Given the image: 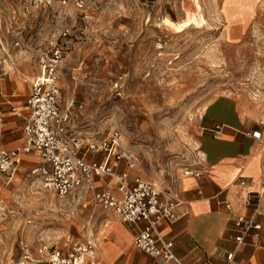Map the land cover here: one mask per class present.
Instances as JSON below:
<instances>
[{"label":"rangeland","instance_id":"374dc122","mask_svg":"<svg viewBox=\"0 0 264 264\" xmlns=\"http://www.w3.org/2000/svg\"><path fill=\"white\" fill-rule=\"evenodd\" d=\"M54 47L73 131H118L135 176L162 197L201 165L212 99L241 96L264 123V0H0V84L25 66L31 82ZM1 176L0 264H45L65 239L92 240L107 215L91 190L59 198L34 177Z\"/></svg>","mask_w":264,"mask_h":264},{"label":"crops","instance_id":"0c3cea01","mask_svg":"<svg viewBox=\"0 0 264 264\" xmlns=\"http://www.w3.org/2000/svg\"><path fill=\"white\" fill-rule=\"evenodd\" d=\"M33 74V69L25 66L21 75L10 74L0 84L3 115L0 140L6 149L23 143L22 116L28 112ZM201 123L205 131L200 139L203 161L195 171L197 175L180 176L170 184L169 190L178 199L174 207L175 219L160 221L158 230L171 241L174 253L185 264H264V227L237 243L235 236L239 229L234 224L239 213L254 215L258 222L264 223V185L260 182L264 167V139L258 141L251 136V132L256 130H261L264 136V123L252 104L241 96L212 99L204 110ZM216 125H220L218 130H214ZM87 160L103 162L105 156L103 153H90ZM40 161L37 151L21 152L13 174L14 181L32 177L29 172ZM116 170L127 172L129 179L136 174L125 161H119ZM1 175L0 184L3 180ZM13 176L7 179L10 181ZM97 178L98 185H92L93 193L116 188L117 183L107 175L94 176L92 184ZM239 179L246 180L244 187L236 183ZM81 190L88 189L84 186ZM246 191L259 193L257 214L252 207L244 208L239 203ZM225 202L230 203V208L225 206ZM104 212L107 215L102 226L96 234L91 230L89 236L95 243L98 260L102 264H156L153 257L133 244L134 236L144 222L126 223L116 215Z\"/></svg>","mask_w":264,"mask_h":264},{"label":"built area","instance_id":"2783aa9c","mask_svg":"<svg viewBox=\"0 0 264 264\" xmlns=\"http://www.w3.org/2000/svg\"><path fill=\"white\" fill-rule=\"evenodd\" d=\"M81 7V3H78ZM62 57L61 49L54 47L42 51L37 58L38 72L30 85L28 112L23 115L21 131L22 145L6 149L0 140V173L10 179L16 171L19 154L37 151L40 163L33 167L29 175L38 178L41 186L66 198L78 193L84 186L92 189L94 176L107 175L116 183L114 190L105 189L93 194L94 201L104 210L116 215L126 223L144 222L136 232L133 244L156 260V264H185L172 248L171 241L166 240L158 230L162 220H174V207L178 204L177 196L166 191L164 196L155 183L116 170L119 161H125L129 169H134L136 158L124 146L118 131L112 130L107 136L95 139L78 135L71 128V118L62 108V96L58 86V64ZM21 115V113H18ZM3 115L0 108V127ZM216 125L214 130H218ZM251 136L260 141L264 139L261 130L251 132ZM264 148V146H262ZM103 153V162L87 160V155ZM186 174L197 175L188 171ZM128 181H131L130 183ZM264 185V167L260 174ZM244 187L246 180L236 182ZM259 193L246 191L239 199L242 207H252L257 214ZM230 208V203L225 202ZM234 224L239 229L235 236L237 243L243 242L251 233L258 232L264 223L255 216L237 214ZM231 258V255H228ZM45 264H102L98 260L94 241H75L67 238L63 247L55 248L49 253ZM202 264H208L206 262Z\"/></svg>","mask_w":264,"mask_h":264},{"label":"bare ground","instance_id":"6f19581e","mask_svg":"<svg viewBox=\"0 0 264 264\" xmlns=\"http://www.w3.org/2000/svg\"><path fill=\"white\" fill-rule=\"evenodd\" d=\"M257 97H258L257 95L253 94V96H252L251 98L255 101ZM256 101H257V100H256ZM86 232H87L86 234H88L89 231L86 230ZM90 234H92V233H90ZM89 236H90V235H89Z\"/></svg>","mask_w":264,"mask_h":264}]
</instances>
